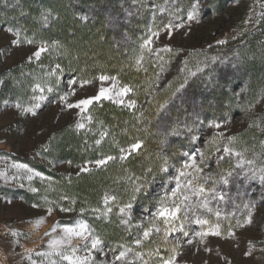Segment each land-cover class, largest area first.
Returning a JSON list of instances; mask_svg holds the SVG:
<instances>
[{"label":"rangeland","instance_id":"rangeland-1","mask_svg":"<svg viewBox=\"0 0 264 264\" xmlns=\"http://www.w3.org/2000/svg\"><path fill=\"white\" fill-rule=\"evenodd\" d=\"M132 1L142 7L143 16L139 21L144 22L147 31V37L141 44L142 58L151 54L172 56L167 60V68L159 71L162 73L156 83L145 90L146 96L142 102L137 100L134 88L115 76L101 74L86 80L57 68L59 61L55 59H59L56 52L59 47L46 42L24 40L9 19H4L7 0H0V264H71L64 256L73 259L89 257L87 264H139L132 257L137 252L127 245L141 247L146 239L143 233L157 230L159 225L171 229L179 228L181 224L184 232L185 226L196 227L187 236L182 231L172 233L169 229L176 248L169 256H175L174 264H264V185L258 179H248L253 186V205L247 209L244 221L239 223L237 219L242 217L246 209L238 212V209L235 211L232 207H227L229 199L226 193L227 183H224L229 173L233 174L232 168H237L243 176L249 177L253 171L258 176L259 170L264 168V81L259 83L255 91L247 84H232L237 98L233 116L224 122H210L207 129L197 137L196 149L191 155L196 157V165L202 171L196 173L195 168L184 167L181 170L192 175L180 177V182L183 185L195 176L193 186H203L204 193L192 195L190 200L180 204L179 194L171 197V191L176 186L172 172L170 175L174 177V181L171 187H156L157 193L151 191L152 197L143 200L156 209L161 200L167 206L179 204L181 211L177 214L178 219L171 225L164 223L163 218L153 216L156 209L151 212L153 209L150 208L143 213L140 205L132 204L130 213L128 210L121 213L120 208L127 203L119 204L123 201L114 195L109 183V187L106 186L97 196L103 203L101 212L110 214L109 208L119 209V223L126 228L132 239L126 247L112 248L111 245L108 247L111 243L103 239L101 228L95 226V211L77 207L75 199L64 205L65 199L62 196L68 191L58 189L62 184L61 180L73 182L80 176L103 168L126 166L139 157L141 143H136L140 145L137 149H133V145H119L117 150H107L102 147L103 140H107V137L101 133L96 139L100 143L94 141L97 150H88L90 160L81 162L80 159L76 162L71 159L85 154L84 149L78 151L59 146L58 152H55L57 140L67 132L74 129L80 132L89 130L88 123L92 121L95 106L111 103L130 111L139 108L140 113L145 112L172 82H183L187 80V74L193 75L211 67L224 55L233 54L238 48H242L247 39L257 33L264 40V0H199L198 14L191 20L188 19V14L196 6L197 0ZM9 8L10 6L7 9ZM156 18L165 23L162 28L152 27ZM104 19L105 15L101 21ZM64 38L75 40L68 31ZM148 41L151 43H147ZM42 47L46 51L41 52L37 59L34 53ZM101 76H107L108 79L101 80ZM70 81L76 83H69ZM84 81L88 83L82 84ZM37 84L44 88L43 92L36 88ZM49 87L51 92L47 91ZM215 87L217 86L213 88ZM101 88L109 90L106 95L111 99L101 97L93 100L84 111L77 107H67L68 104L76 105L80 100L96 97ZM124 88H130L131 91L121 95ZM39 96H44L45 99L37 100L36 97ZM204 99L208 100L207 97ZM130 101L135 102L134 106H129ZM36 103L40 107L35 109V115L24 111ZM17 104L21 107H16ZM78 124H83L84 127L78 128ZM216 124L220 127H216ZM233 137L234 140L230 139ZM225 147L231 151L225 153ZM93 151L96 159L91 158ZM109 156L115 159L107 160ZM121 156L125 159H120ZM99 160L106 162L97 164L96 161ZM248 161L252 163L249 164ZM190 163L189 159L186 164ZM222 163L224 164L221 165ZM17 164L27 165L32 171L14 167ZM175 173L176 176L179 175L176 170ZM210 175V179L202 180ZM217 175H220L217 177L218 181L214 185L209 184ZM124 179L130 178L125 176ZM87 189L73 192L75 196L82 192L86 195L89 191ZM24 193L34 201L25 200ZM90 196H85L84 199ZM93 197L95 199V194L91 198ZM106 197L109 198L107 204ZM49 208L52 209L51 214ZM249 215L252 220L250 224L246 222ZM97 217L109 219L107 216ZM40 218H43V223L37 225L36 221ZM192 218L195 221L192 222ZM198 218L207 220L208 224L196 223ZM125 220L127 223H124ZM78 222L87 223L92 236L100 238L101 244L97 249H91L90 243L79 237H73L70 244L65 242L59 245L56 251L48 247L49 241L53 239L66 241L64 226L74 227ZM96 222L100 224L101 220L96 219ZM144 222L148 223L146 228L141 224ZM216 224L220 226L219 236L209 234L201 238L196 235L198 232L208 231L210 225ZM230 232L233 234L229 235ZM92 236H89V241ZM189 239L192 243H188ZM57 251L63 255H57ZM121 252H125V256L117 259Z\"/></svg>","mask_w":264,"mask_h":264},{"label":"trees","instance_id":"trees-1","mask_svg":"<svg viewBox=\"0 0 264 264\" xmlns=\"http://www.w3.org/2000/svg\"><path fill=\"white\" fill-rule=\"evenodd\" d=\"M7 6H10L9 10ZM141 8L132 0H7L4 19H9L24 40L46 42L59 47L56 51L59 59L55 56V60L59 61V68L63 71L86 80L101 74L115 76L134 88L137 100L142 102L145 100V90L156 83L162 73L159 71L167 68V60L172 56L151 54L142 58L141 44L147 37V31L144 22L139 21L143 16ZM104 15L105 19L101 21ZM156 19L152 27L162 28L165 23ZM67 31L75 40L64 38ZM187 75V80L168 85L160 98L145 112L140 113L139 108L130 111L111 103L95 106L92 121L88 123L89 130L80 132L74 129L67 132L54 146L55 152H58L59 146L70 150H86L79 158H71L83 162L90 160L88 150H97L94 141H97L100 133L107 137L102 144L107 150H117L119 145L142 144L139 157L126 166L103 168L80 176L73 182L61 180L62 184L58 187L68 191L62 196L64 205L75 199L77 207L95 211V226L101 228L103 239L111 243L108 247H126L132 239L119 223V209L113 208L110 214L101 212L103 203L97 197L100 192L110 183L108 187L123 201L119 204H126L131 199L134 187L140 186L141 191L136 194L132 204L140 205L143 213L150 208L153 212L156 208L143 200H149L153 195L151 191L154 192L156 187L173 185L174 177L170 174L173 172L176 177L175 170L184 168L196 149V139L193 137L201 135L210 122H224L233 116L237 98L231 85L247 84L255 91L259 83L264 81V40L257 33L233 54L224 55L205 70ZM92 153L91 158L96 159L95 151ZM184 153H189V156ZM165 161L167 172L161 170ZM232 170L233 174L227 178L229 201L226 204L235 211L238 209V212L246 209L242 217L237 219L242 223L247 209L253 205V186L247 178L249 176H243L237 168ZM125 176L130 179H124ZM211 176L202 180H208ZM218 176L213 177L209 184L214 185ZM87 188L89 191L86 195L82 192L75 196L73 192ZM94 194L95 199H92ZM89 195L85 200V196ZM23 197L28 202L34 201L27 193ZM98 215L109 219L98 218ZM96 219L101 220V223L96 222ZM141 224L146 228L148 223ZM195 227L185 226V230L192 233ZM158 229L149 233L141 247L127 245L137 252L132 257L139 264H162L175 252L170 228L159 225Z\"/></svg>","mask_w":264,"mask_h":264},{"label":"snow or ice","instance_id":"snow-or-ice-1","mask_svg":"<svg viewBox=\"0 0 264 264\" xmlns=\"http://www.w3.org/2000/svg\"><path fill=\"white\" fill-rule=\"evenodd\" d=\"M198 7H199V0H197L196 6H194L193 10L188 14V19L189 20L194 19L195 16L198 14ZM82 19L86 20L87 17H82ZM179 26H182V25H179ZM169 27H171V25H169ZM9 31H12V30L9 29ZM154 35H158V33H154ZM29 42H31V41H29ZM13 43H18V41H13ZM147 43H151V41H148ZM220 43H224V41H220ZM168 50L170 51V49H168ZM43 51H46V48L42 47L39 51L34 53L35 57L37 59H39L40 54ZM29 59H31V57ZM57 68H59V65H57ZM100 79L101 80H107L108 77L107 76H101ZM69 83H76V81H70ZM83 83H88V81H84V82H82V84ZM36 88H38L41 92L44 91V88H41L39 84L36 85ZM47 91L51 92L52 89L49 87L47 89ZM108 91H109L108 89L101 88L100 92H99V95H97L96 97H93V98H90V99L80 100L76 105L68 104L67 107H69V108L77 107V108H81V111H84L87 108V106L90 105L93 102V100H99L101 97H105L107 99H111L110 96L106 95V93ZM129 91H131L130 88H124V89L121 90L120 94L123 95V94H126ZM64 98L65 97H62V99H64ZM36 99L42 101V100L45 99V97L44 96H39V97H36ZM117 102L120 103L121 101H117ZM5 103H7V102H5ZM134 104H135L134 101H130L129 102V106H134ZM16 107L19 108L21 106H20V104H17ZM39 107H40V104L36 103L33 107L24 109V111L25 112H31L33 115H35L36 114L35 109H37ZM215 126L216 127H220L219 124H216ZM77 127L78 128H83L84 125L83 124H78ZM193 139H197V137H193ZM230 139L234 140L235 137L230 138ZM96 143L99 144L100 141L98 140V141H96ZM139 147H140L139 144H135V145L132 146L133 149H137ZM230 151L231 150L228 147L224 148V152L225 153H229ZM184 155L185 156H189V153H184ZM237 155H239V153H237ZM201 156H203L202 153H201ZM106 159L107 160H113V159H115V157L109 156ZM120 159L123 160V159H125V157L121 156ZM189 159H190L191 163L190 164H185L184 167L185 168L193 167V168H195L196 173H200L202 171V169L199 168L196 165V157L194 155H191V156H189ZM221 159H222V157H221ZM105 162H106L105 160L96 161L97 164H104ZM248 163L251 164L252 161H248ZM14 167L24 168V169H26L29 172L32 171L31 169L28 168L27 165L17 164V165H14ZM83 170L87 171V169H83ZM161 170L164 171V172L168 171L167 161H165L164 166L162 167ZM177 171H178L179 175L175 177L176 186H175V189L171 191V197H177L178 194H179L180 204H184L185 201L190 200L192 195H199V194L205 192V189H204L203 186H199V187H194L193 186V180L196 179L195 176H193L192 179H188L187 182L182 185L181 182H180V177H187V176H190L192 174L191 173H187V172H185L183 170H180V169H178ZM37 175H38V173H37ZM229 176H231V173H229ZM247 178L250 179V180L258 179L259 183L261 185H264V168H261L259 170V175L258 176H257L256 172L253 171L252 175L250 177H247ZM29 179H31V177H29ZM224 183H228V180L225 179ZM32 191H36V189H32ZM140 191H141V187L140 186L134 187L133 194L131 196L130 201L124 207L120 208V212L121 213H125L126 210H128L129 213H130V210L132 208V201H134L136 199V194L139 193ZM220 198L223 199V196H221ZM108 199H109L108 197L105 198V203L106 204H107ZM112 199H114V197H112ZM61 210L62 211H69L70 209H61ZM48 211H49V214H51L52 209L49 208ZM108 211L110 212L111 209L109 208ZM180 211H181V208H180L179 204H175L174 203L172 206H167L164 203V201L161 200L160 206L153 213V216L163 218L164 223L171 225L173 221L178 219V215L177 214ZM217 215H219V213H217ZM246 222L249 223V224L252 222L251 215H249V217H248ZM41 223H43V218H40V219H38L36 221L37 225H39ZM124 223H127V220H125ZM196 223L203 225V224H208V221L207 220H197ZM240 226H243V225H240ZM53 231H55V229H53ZM63 231L65 233V236H66L67 240L65 241V240L53 239V240L49 241V243H48V247L49 248H51L54 251H56L59 245L65 243V242L70 244L71 239L73 237H79L82 240L88 241V243H90L91 249H97V247L101 244V240H100V238L98 236H92V232H91V230L89 228V225L87 223L78 222L74 227L64 226ZM157 231H159V229H157ZM170 231H172V232H174V231H182L185 236L188 235L187 232L183 231V224H181L179 228L171 227ZM209 234L219 236L221 234L219 224L210 225L208 231L196 233V235H199L201 238H203V237H205V236H207ZM232 234L233 233H231V232L229 233V235H232ZM13 235H16V233H13ZM143 235H144L145 238H147L149 236V231H145L143 233ZM89 236H92L90 241H89ZM137 243L139 244L140 241L138 240ZM188 243H192V240L189 239ZM85 247L87 248L88 244H86ZM72 250L76 251L75 248H73ZM50 254L51 253H39V255H50ZM56 254L57 255H63V253H60L58 251H57ZM124 256H125V252H121L120 255L117 257V259H120V258H122ZM63 258L66 259V260L71 261V264H87V261L89 259V257H83V258L76 257L75 259H73L70 256H64ZM174 262H175V256H172L169 259L165 260L164 264H174Z\"/></svg>","mask_w":264,"mask_h":264}]
</instances>
